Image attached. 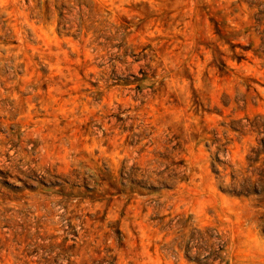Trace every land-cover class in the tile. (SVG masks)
Returning <instances> with one entry per match:
<instances>
[{"label": "rangeland", "instance_id": "rangeland-1", "mask_svg": "<svg viewBox=\"0 0 264 264\" xmlns=\"http://www.w3.org/2000/svg\"><path fill=\"white\" fill-rule=\"evenodd\" d=\"M0 264H264V0H0Z\"/></svg>", "mask_w": 264, "mask_h": 264}]
</instances>
